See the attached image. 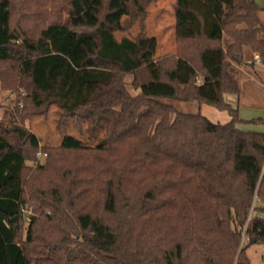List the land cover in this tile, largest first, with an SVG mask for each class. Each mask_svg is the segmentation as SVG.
I'll return each mask as SVG.
<instances>
[{
	"label": "trees",
	"instance_id": "16d2710c",
	"mask_svg": "<svg viewBox=\"0 0 264 264\" xmlns=\"http://www.w3.org/2000/svg\"><path fill=\"white\" fill-rule=\"evenodd\" d=\"M114 1L100 0L95 23L76 24L64 17L75 0H0V82L16 94L0 120V264H255L247 251L264 244V132L243 129L225 94L240 95L248 57L264 65V7L174 0L175 52L153 60L146 9L156 0H122L123 26L110 18ZM74 41H91L77 64ZM179 57L192 66L187 79ZM52 106L63 141L40 146L22 123ZM70 125L97 145L67 144ZM40 150L46 162L34 166Z\"/></svg>",
	"mask_w": 264,
	"mask_h": 264
},
{
	"label": "rangeland",
	"instance_id": "374dc122",
	"mask_svg": "<svg viewBox=\"0 0 264 264\" xmlns=\"http://www.w3.org/2000/svg\"><path fill=\"white\" fill-rule=\"evenodd\" d=\"M257 3L264 7V0H256ZM100 0H75V11L71 14L64 13V17L71 16V19L76 24H93L97 21L96 11ZM114 6L119 8V11L111 15V20H117L118 25L123 26V20L127 16L122 0H115ZM148 16L146 19L147 40L145 44L149 45L148 58L157 60L160 56L175 52L173 44V27H174V0H156L151 2L147 9ZM264 14V13H262ZM140 25L137 23L131 29L135 34L139 31ZM117 36L121 37L127 32L117 30ZM91 41L78 43L74 41L71 59L74 63L81 61L82 55L86 48H90ZM248 57V56H247ZM249 58V57H248ZM216 70V69H215ZM130 79V78H129ZM202 77L200 78V82ZM148 87H146L147 89ZM157 90V89H152ZM225 100L233 106L239 108V114L244 118L241 127L247 130L264 132V84L257 76L255 79H250L243 88V93L239 96L236 94H225ZM175 105L182 110L198 112L201 111L207 115L214 122H227L230 120V115L227 111L220 110L216 106L209 103L174 101ZM16 104V94L10 93L8 90L2 88L0 82V120L6 121L9 119L11 112ZM59 111L56 106L49 109L47 115H36L32 119H27L25 122L18 119L27 128L33 131V141L39 142L40 146H55L63 141V137L57 128V120ZM68 134L71 137L65 139L69 145L81 146H95L96 140H90L87 133L79 132L73 125L68 127ZM47 156L39 157L35 162H31L34 166L39 163H45ZM30 210H26V224L29 222ZM24 230L23 237L26 235ZM251 261L255 264H264V244H253L247 251Z\"/></svg>",
	"mask_w": 264,
	"mask_h": 264
},
{
	"label": "crops",
	"instance_id": "0c3cea01",
	"mask_svg": "<svg viewBox=\"0 0 264 264\" xmlns=\"http://www.w3.org/2000/svg\"><path fill=\"white\" fill-rule=\"evenodd\" d=\"M264 12H261V19L264 22V14H262ZM173 44L175 47V35H174V27H173ZM228 43L227 38L225 37L224 40V46H226ZM256 53H254L255 56ZM206 60L208 63L210 64H214L216 66V71L215 73L218 75L219 74V66H220V56L218 53L216 52H210L206 55ZM178 62H179V67H180V75L183 79H187V74L189 71L192 70V66L187 62L184 61L182 58H178ZM252 62V63H251ZM242 72V78H241V93L240 95L243 93V88L245 87L246 83L248 81H250V79H255L257 76L260 77V80L262 81V83L264 84V65H262L259 61H252L251 58L246 59L241 65H240ZM203 82V78L202 81ZM209 88L206 87L204 90H208ZM240 95H237L240 97ZM242 118V117H241ZM244 119V118H243ZM245 120V119H244ZM242 125V124H241Z\"/></svg>",
	"mask_w": 264,
	"mask_h": 264
},
{
	"label": "built area",
	"instance_id": "2783aa9c",
	"mask_svg": "<svg viewBox=\"0 0 264 264\" xmlns=\"http://www.w3.org/2000/svg\"><path fill=\"white\" fill-rule=\"evenodd\" d=\"M254 59H255L256 61H260V55H259V53H256V54H255ZM198 80L200 81V79H198ZM38 155H39V157H42V156H46L47 153H46V152H43V151L40 150V151L38 152Z\"/></svg>",
	"mask_w": 264,
	"mask_h": 264
}]
</instances>
